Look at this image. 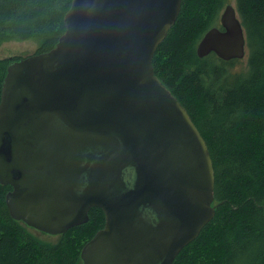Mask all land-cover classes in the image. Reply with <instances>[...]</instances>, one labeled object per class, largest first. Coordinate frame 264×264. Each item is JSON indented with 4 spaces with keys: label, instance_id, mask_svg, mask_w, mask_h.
<instances>
[{
    "label": "water",
    "instance_id": "1",
    "mask_svg": "<svg viewBox=\"0 0 264 264\" xmlns=\"http://www.w3.org/2000/svg\"><path fill=\"white\" fill-rule=\"evenodd\" d=\"M183 0H73L49 52L11 63L0 102V183L17 221L60 236L98 207L83 264H173L216 214L215 169L189 112L157 77L155 53ZM197 45L243 59L237 9Z\"/></svg>",
    "mask_w": 264,
    "mask_h": 264
},
{
    "label": "trees",
    "instance_id": "2",
    "mask_svg": "<svg viewBox=\"0 0 264 264\" xmlns=\"http://www.w3.org/2000/svg\"><path fill=\"white\" fill-rule=\"evenodd\" d=\"M72 1L0 0V45L34 40L35 54L51 51L65 33ZM229 2L183 0L153 59L155 74L205 138L216 178V214L173 264H264V0H236L249 40L247 72L231 77L238 60L200 59L196 52ZM20 59L0 58V102L7 69ZM11 190L0 183V264H83L82 249L105 226L103 210L92 208L88 222L46 242L12 218Z\"/></svg>",
    "mask_w": 264,
    "mask_h": 264
},
{
    "label": "rangeland",
    "instance_id": "3",
    "mask_svg": "<svg viewBox=\"0 0 264 264\" xmlns=\"http://www.w3.org/2000/svg\"><path fill=\"white\" fill-rule=\"evenodd\" d=\"M229 1L230 2L228 3V5H232L233 7H235L237 9L236 0H229ZM223 11H222V13H223ZM221 14H220V17H221ZM238 16H239V14H238ZM220 26H221V23H219L218 27H220ZM246 40H247L246 55L243 59L238 60L231 67V69L229 70L231 77H235V73H245L248 71V68H249L248 59H249V55H250V51H249L250 49H249V40H248L247 35H246ZM37 46H38V44L34 40L5 42V43L0 45V58L6 59L9 57H27V56H30V55L35 53V51L37 50ZM31 231L35 236H37L42 241L54 243L59 238V236H54V235L42 233V232L37 231L33 228L31 229Z\"/></svg>",
    "mask_w": 264,
    "mask_h": 264
}]
</instances>
